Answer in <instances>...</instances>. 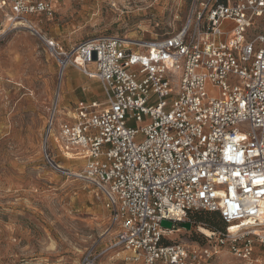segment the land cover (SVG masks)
I'll list each match as a JSON object with an SVG mask.
<instances>
[{
	"label": "built area",
	"instance_id": "1",
	"mask_svg": "<svg viewBox=\"0 0 264 264\" xmlns=\"http://www.w3.org/2000/svg\"><path fill=\"white\" fill-rule=\"evenodd\" d=\"M0 9L1 38L37 32L28 16L51 6L0 0ZM41 39L60 76L73 67L101 86L102 100L68 108L57 94L43 154L102 195L115 233L103 253L128 264H203L222 249L248 261L264 246V0H190L180 27L150 40L101 34L64 48ZM51 141L82 167L53 163ZM193 211L215 212L222 227L200 233L205 240L172 238ZM101 253L88 249L78 264H98Z\"/></svg>",
	"mask_w": 264,
	"mask_h": 264
},
{
	"label": "rangeland",
	"instance_id": "2",
	"mask_svg": "<svg viewBox=\"0 0 264 264\" xmlns=\"http://www.w3.org/2000/svg\"><path fill=\"white\" fill-rule=\"evenodd\" d=\"M42 1L51 11L28 16L38 33L21 27L0 38V264H78L88 249L102 252L98 264H128L123 253H103L115 233L102 195L44 158L49 108L66 78L69 88L61 90L58 102L69 100L64 94L73 96L63 103L67 108L76 100H102V90L95 78L76 68L60 76L41 35L64 48L101 34L155 39L180 27L190 0ZM5 12L0 9V28ZM59 120L57 115L53 128ZM48 146L56 165L72 171L82 167L81 160L66 157L54 142ZM187 218L191 228L179 226L171 237L186 243L205 240L200 227L209 228ZM203 264H264V246H255L248 261L222 249Z\"/></svg>",
	"mask_w": 264,
	"mask_h": 264
},
{
	"label": "trees",
	"instance_id": "3",
	"mask_svg": "<svg viewBox=\"0 0 264 264\" xmlns=\"http://www.w3.org/2000/svg\"><path fill=\"white\" fill-rule=\"evenodd\" d=\"M189 215L195 219L196 222L203 224L205 227L215 230L221 228L220 219L215 212L209 211H194ZM216 218V219H214Z\"/></svg>",
	"mask_w": 264,
	"mask_h": 264
},
{
	"label": "crops",
	"instance_id": "4",
	"mask_svg": "<svg viewBox=\"0 0 264 264\" xmlns=\"http://www.w3.org/2000/svg\"><path fill=\"white\" fill-rule=\"evenodd\" d=\"M68 70H70V67H67L65 70H64V72H63V74L66 72L67 74L68 73H71L70 71H68ZM89 70L90 71H93L94 70V66L93 65H89ZM63 74H62V76H63ZM83 74V73H82ZM83 75H85V74H83ZM85 76H87V75H85ZM88 77V76H87ZM90 78V77H89ZM97 80V79H96ZM98 81V80H97ZM69 83H70V81H69V79L68 78H66V80L63 82V86L61 87V89H60V94L58 93V100H59V98L62 96V92H61V90L62 91H64L65 89L66 90H68V88H69ZM64 96L66 97V98H68L69 100H67V101H65V102H63V103H67V102H71L72 101V99L74 98L73 96H66L65 94H64ZM77 101V100H76ZM75 101V102H76ZM86 101H89V100H86ZM59 103V106L61 107V108H67L66 106H62L63 105V103H60V102H58ZM74 103V102H73Z\"/></svg>",
	"mask_w": 264,
	"mask_h": 264
},
{
	"label": "water",
	"instance_id": "5",
	"mask_svg": "<svg viewBox=\"0 0 264 264\" xmlns=\"http://www.w3.org/2000/svg\"><path fill=\"white\" fill-rule=\"evenodd\" d=\"M161 226L164 228H171L172 223L170 221H167V220H162ZM181 226L184 227L185 229L191 228V224L189 222H183V223H181Z\"/></svg>",
	"mask_w": 264,
	"mask_h": 264
},
{
	"label": "bare ground",
	"instance_id": "6",
	"mask_svg": "<svg viewBox=\"0 0 264 264\" xmlns=\"http://www.w3.org/2000/svg\"><path fill=\"white\" fill-rule=\"evenodd\" d=\"M200 230L204 232V233L202 232L203 235H211V232L208 229H203L200 227Z\"/></svg>",
	"mask_w": 264,
	"mask_h": 264
}]
</instances>
